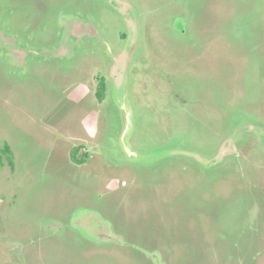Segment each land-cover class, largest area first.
Listing matches in <instances>:
<instances>
[{"label":"rangeland","instance_id":"rangeland-1","mask_svg":"<svg viewBox=\"0 0 264 264\" xmlns=\"http://www.w3.org/2000/svg\"><path fill=\"white\" fill-rule=\"evenodd\" d=\"M0 155V264H264V0H0Z\"/></svg>","mask_w":264,"mask_h":264},{"label":"trees","instance_id":"trees-1","mask_svg":"<svg viewBox=\"0 0 264 264\" xmlns=\"http://www.w3.org/2000/svg\"><path fill=\"white\" fill-rule=\"evenodd\" d=\"M104 91H105V81L102 79L99 83V90H98V96H99V99L102 100L103 98V95H104ZM2 151H10L8 146H6ZM0 158H1V155H0ZM73 159L77 162H81L80 159L77 158L76 154H73Z\"/></svg>","mask_w":264,"mask_h":264}]
</instances>
